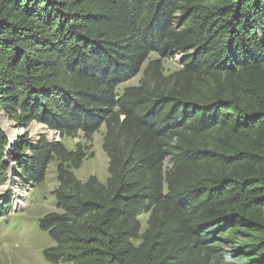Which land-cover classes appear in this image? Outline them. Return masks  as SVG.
<instances>
[{
	"label": "trees",
	"instance_id": "16d2710c",
	"mask_svg": "<svg viewBox=\"0 0 264 264\" xmlns=\"http://www.w3.org/2000/svg\"><path fill=\"white\" fill-rule=\"evenodd\" d=\"M3 117L61 138L0 124V187L56 164L46 262L264 264V0H0ZM102 127L107 180L82 182L62 139Z\"/></svg>",
	"mask_w": 264,
	"mask_h": 264
},
{
	"label": "rangeland",
	"instance_id": "374dc122",
	"mask_svg": "<svg viewBox=\"0 0 264 264\" xmlns=\"http://www.w3.org/2000/svg\"><path fill=\"white\" fill-rule=\"evenodd\" d=\"M155 54L150 59H156ZM181 55L175 54L164 60L163 68L166 74L175 71L180 66ZM141 78V73L122 84V90L127 86L136 85ZM2 130L11 138L28 136L31 144L44 135L51 141H60L61 138L55 132L47 130L43 125L32 123L27 130L19 129L5 117L0 120ZM35 131V132H34ZM104 127L92 135L91 142H87L81 132L75 137L64 138L62 142L69 150H74L77 144L92 153V157L86 158L79 169L73 170L75 177L82 182L90 176H95L101 183H105L108 177V158L102 149V136ZM14 162L7 173L6 184L10 187L2 193L0 189V264H50L44 260L43 251L54 245L46 232L40 230L38 221L50 212H57L55 198L52 191L57 186L56 164L52 163L47 169L45 179L38 185L31 184L17 175ZM16 193L21 196L16 199ZM9 200L10 207L3 209L4 203ZM18 200V201H17ZM147 215H141L142 226H145Z\"/></svg>",
	"mask_w": 264,
	"mask_h": 264
},
{
	"label": "bare ground",
	"instance_id": "6f19581e",
	"mask_svg": "<svg viewBox=\"0 0 264 264\" xmlns=\"http://www.w3.org/2000/svg\"><path fill=\"white\" fill-rule=\"evenodd\" d=\"M8 187H10V184H8V185H6L5 187L2 188V193H4L6 191V189H8ZM2 193H0V196L2 195ZM20 196H21V194L16 193V199H18Z\"/></svg>",
	"mask_w": 264,
	"mask_h": 264
},
{
	"label": "water",
	"instance_id": "95a60500",
	"mask_svg": "<svg viewBox=\"0 0 264 264\" xmlns=\"http://www.w3.org/2000/svg\"><path fill=\"white\" fill-rule=\"evenodd\" d=\"M6 133H7V132H6ZM7 134H8V133H7ZM8 135H9V134H8ZM9 136H10V135H9ZM5 184H6V182H5L3 185H5ZM3 185H2V186H3ZM2 186L0 187V189L2 188ZM1 196H2V195H1Z\"/></svg>",
	"mask_w": 264,
	"mask_h": 264
},
{
	"label": "built area",
	"instance_id": "2783aa9c",
	"mask_svg": "<svg viewBox=\"0 0 264 264\" xmlns=\"http://www.w3.org/2000/svg\"><path fill=\"white\" fill-rule=\"evenodd\" d=\"M51 132H54V131H51ZM56 133V132H55Z\"/></svg>",
	"mask_w": 264,
	"mask_h": 264
}]
</instances>
